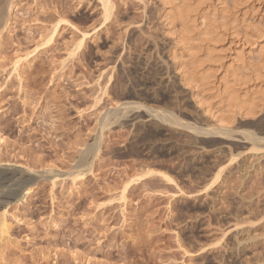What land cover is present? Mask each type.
<instances>
[{
    "label": "rangeland",
    "instance_id": "1",
    "mask_svg": "<svg viewBox=\"0 0 264 264\" xmlns=\"http://www.w3.org/2000/svg\"><path fill=\"white\" fill-rule=\"evenodd\" d=\"M231 1L212 0L214 7L206 6V11L223 8L231 13L235 6L237 18H245L241 25L254 23L251 32L239 22L254 38L238 41L226 36L217 43L214 67L223 64L217 69L219 77L224 68L236 64L232 59L240 52L250 62L256 55L264 57V0ZM112 2V14L105 20L97 0H14L8 27L0 34L1 170H25L27 165L38 174L47 169L64 173L77 162L84 145L99 134L100 115L126 99L171 109L183 123L213 124L170 66L167 50L172 37L160 16L162 2ZM58 18L62 20L53 40L42 45L45 32ZM84 31L89 33L84 45L74 50ZM180 48L176 47L177 53ZM30 51L12 69L15 59ZM250 72L244 73L245 78L249 74L247 78H253L249 84L254 80V86H260L250 89L264 91V81L258 82ZM104 84L106 93L97 103ZM205 91V99H211L206 102L216 110L220 97L215 90ZM128 109L121 111L125 116L119 121L102 129L93 173L84 181L72 184L60 175L52 185L38 177L27 201L16 208L12 204L14 217L9 213L8 218L14 241L3 248L4 260L14 264H264V151H248L251 143L239 134L253 127L251 132L264 136V107L252 119L235 116L232 140L194 135V130L163 125L144 109ZM259 145L264 147L263 142ZM147 168L166 173L172 181L144 174ZM127 182L131 183L123 201L118 194Z\"/></svg>",
    "mask_w": 264,
    "mask_h": 264
},
{
    "label": "bare ground",
    "instance_id": "2",
    "mask_svg": "<svg viewBox=\"0 0 264 264\" xmlns=\"http://www.w3.org/2000/svg\"><path fill=\"white\" fill-rule=\"evenodd\" d=\"M97 1L100 2L104 19L108 20V18L112 14L111 13L112 8H114L112 0H97ZM208 1L209 2H207V0H159V2H162L161 6H163V9H162L163 11H162V14L160 15L163 18H161V19L164 21L163 24L165 26V30L167 31V34L170 33V35H171L170 37H172L171 38L172 39V46L169 48V50H167L168 51L167 56L170 59L169 62H171L170 66L177 73V75L179 77L178 79L182 83V85H184V87H187L190 90V92H191L190 98L193 99L194 104L198 105L201 108V111H202V113H204V115L206 114L211 118V120L213 121V124L210 123V124H207L206 126L204 125L205 127L201 126V125L199 127L198 125H196V126H198V127H196V126H194V122H192L193 125H192L191 121L190 122L184 121L185 123L181 122L182 118L181 117H180L181 119L177 118L176 114L174 116L172 114V112H174V111H172L171 109L167 110V109H163L162 107L157 109L156 107L153 108L152 106H146L145 104H142V102L140 103L139 101H136L137 103L134 102V100L129 101L130 99L129 100L126 99V101L120 102V104L118 105V106H121V109L124 111V113H126L125 109L127 110L128 108H130V109H128V111H130V110L133 111L132 109H134V111L144 109L147 112L146 115L151 116V118L154 117V118L159 119V121L165 126H171V127H175L178 129L180 127H182V129L184 128L185 131L188 130L189 132H191V130H194L197 133V134L194 133V135H198V136L200 134L201 135L203 134V136L210 134V135H215V136L221 137V138L227 137L229 139L231 134H233L231 123L233 120H235L234 118L236 115L238 117L241 116L239 118H242V119L244 117L245 118L251 117V119H252V117L255 118V114L257 116V114H259V112H261L260 110H262L264 107V91H262L263 89L257 88V90L255 89V91L251 90L250 88L252 86H254L255 81L253 80V83L251 85L249 84L248 81L252 82L251 80L253 78L251 80L248 79L250 77V74L247 75V77L249 76L248 78L246 77L247 80H243L242 77L244 76V78H245L244 73H246V70L248 69V70H251L250 73L254 75V78H258L257 81L259 80V78H260V83H261V81H264L263 80L264 79V57H262L261 55H256L255 61L250 62V60L247 61L249 58L246 60L245 56L240 52L237 55H234V57L232 59V60H235L236 64H234L232 66H230L231 65L230 64L229 66L231 67V69H228V67L224 68V70H222L223 75L220 77L216 73H217V69L219 71V68H223V64L220 63L218 66L214 67L215 66L214 63H216L215 62L216 59H214L216 57L214 55V52L216 50L217 43L224 40V38L226 36H231L233 38L237 37L238 41H240L242 39H244L246 41L245 38L248 36H250V39L252 37L254 38V36H252L248 32V29H249V31L252 32V29L250 27L254 23L252 22V23L248 24L249 21L246 22V24L248 25V29L245 30L247 27L246 24L241 25L242 23H245V22H243V20L245 18L242 19L240 17L241 18L240 20L237 18L238 15L236 13H238V12L235 13V6L233 7L234 12H231V13L225 12V10H223V8H221V9L211 8L210 10H212V11H206V9H208L206 6L209 7V6L213 5L212 4L213 2H215V0H213V2H211L212 0H208ZM13 3H14V0H0V34L2 31L3 32L5 31L4 29H6L8 27V24L10 21L11 6L13 5ZM234 3L236 5V2H233V4ZM220 6H222V5H220ZM213 7H214V5H213ZM229 7H232V6H229ZM233 9H232V11H233ZM61 20L62 19L60 18L59 20L54 22L50 26V28H48V31H46L44 34L43 42L41 43L42 45L53 40L55 34L57 33V28H58ZM240 21H242V22H240ZM239 22H240L241 26H244V25L246 26V27H243V28H245L244 30L242 28H240ZM256 27L258 28V26H256ZM253 30L255 31V27ZM247 33H248V35H247ZM88 34L89 33H85V31L82 32L81 34H79L80 37L77 39L76 43L74 44V46H75L74 50L76 48L78 49L82 45H84L83 42L85 41V38H86V36H88ZM256 34H257V32H256ZM247 39H249V38H247ZM245 41H243V42H245ZM231 42H232V40H231ZM179 45L181 47L180 49H182L181 53H177L178 48L176 49V47ZM72 52H70V55L74 54ZM25 53L26 54L23 55L22 57L20 56V57H17V59H15L14 63L12 64V65H14L12 69L16 70L18 68L17 64H19V62H22L21 59L28 58V56H30V54L32 52L30 51L28 53L27 52H25ZM67 54H69V52ZM74 56H75V54H74ZM217 60H219V59H217ZM164 64H166V63L164 62ZM18 66H20V65H18ZM242 72L244 75L242 74V76H241ZM219 75H221V74H219ZM228 77L232 78V81H229L230 83L228 82V79H229ZM251 77H253V76H251ZM110 78L111 77H108L107 81H109ZM261 78H262V80H261ZM260 83L258 85H260ZM106 86L107 85H105L102 88V90H100L101 92L99 91L100 94H98V95L95 94L97 96L95 102L98 103L102 100L103 95H105V93H106ZM256 87H260V86H256ZM205 90H209V92H214L213 90H215L216 91L215 93H217L215 96L220 97L219 98L220 103L217 100L216 101L218 103L215 101V103L217 105L220 104L218 107L216 105V110L212 108V107L215 108V106H213L212 103H211V105H212L211 106L210 104H208L209 102L208 103L206 102L208 100V98L206 100L205 97L207 95L204 97V94H205V92H208V91H205ZM203 91H205V92L202 93ZM212 94L214 96V93H212ZM211 98H213V97H211ZM215 98H217V97H215ZM210 100L211 99L209 97L208 101H210ZM95 102H94V104H96ZM221 103H222V105H221ZM92 105L93 104H91V106ZM118 106H117V108L114 107L112 109L107 108L103 112L104 114L100 115L101 116L100 121L98 119V121H99V124H98L99 127L98 128L100 129L99 134H94V135H96V136H94L95 138L93 137L94 140L92 138V140H93L92 142L84 145L85 149L82 151L80 156H78V159L76 160L77 162L74 163V165L70 169L65 171L64 173H60V172L58 173L57 171L53 172V169H49V170L47 169V170H45L46 172L44 171L45 174L43 175L42 173H44V172H42V170H43L42 169L40 171L42 173L38 174V172H37L38 170L36 171V170L28 167L27 165H24L25 170L22 169L23 167L21 168V170H19L20 168H18V170H14V169H2L1 170L0 169V260L3 261L4 259H6L3 256V252H4L3 248H5L8 245L10 247V244H13V241H14L11 239V232H10L11 225H10V220L8 218L10 210L12 208V204H15L14 207L16 208V206H17L16 204H18V203L21 204V203L27 201L30 194L33 192L34 188H36V186H37V178L38 177H40L41 180H42V178L43 179L47 178L46 180H50L49 182H51V184L53 185L58 176L61 177L60 175H62V176L64 175V177H65V175H66L65 178L69 177L72 184L73 183L75 184L76 181L79 183L82 180L84 181L86 175H90L91 173H93L94 162H96L95 159L98 156L99 151L101 149L100 148V141H101L100 139L103 135L102 129H104V127H106V126L108 127V124H111V123L115 124L117 120L119 121V119H120L119 117H121V115H124V113L121 112L122 110L120 111V114H119V112H117V111H119ZM170 110L172 112H170ZM127 114H129V113L127 112ZM98 115H99V113H98ZM124 116H122V117H124ZM244 128L242 127L241 129H244ZM249 128H247V129H249ZM234 130H233V132H234ZM240 130H239V132H240ZM250 130L249 131L248 130L246 131V129H245V131L241 130V133H239L237 131L240 134V136L243 135L241 137L244 139V142L249 141L251 143L250 144L251 147H249L248 151H250L252 149H256V148L264 151L263 146L259 147V146H261L259 144H261L262 142L264 143V136L258 135L255 132H251ZM192 133H193V131H192ZM0 139H2V135H0ZM246 151H247V149H246ZM148 164H149V162H148ZM17 167H19V166H17ZM220 169H222V168H220ZM26 172L28 174H26ZM47 172H48V174L46 176ZM32 174H34V175H32ZM144 174H146V175L159 174L160 177L165 179L167 182L172 181L170 176H168L166 173L154 171V170H149L148 168H147V172ZM218 175H219L218 173L215 174L213 182L215 180H217ZM131 182H127V183L122 184L121 189L119 190L120 192L118 194V196H119L118 198L120 200L121 199L123 201L125 200V198H126L125 194H127V191L129 189V185ZM16 184H17L16 189H13V188L10 189V187L12 185H16ZM12 209H14V208H12ZM10 215L14 217V215H12V213H10ZM13 217H11V218H13ZM6 248H8V247H6ZM11 249H12V247H11ZM184 250H186V249H184ZM6 261H8V260H4L2 264H14L13 260H12V262H11V260L9 262H6ZM18 262H19V260H17V263Z\"/></svg>",
    "mask_w": 264,
    "mask_h": 264
}]
</instances>
